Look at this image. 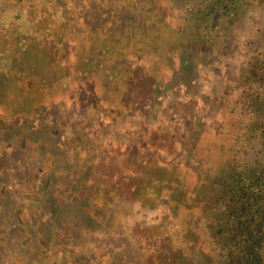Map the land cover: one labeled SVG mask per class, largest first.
<instances>
[{
	"label": "rangeland",
	"instance_id": "374dc122",
	"mask_svg": "<svg viewBox=\"0 0 264 264\" xmlns=\"http://www.w3.org/2000/svg\"><path fill=\"white\" fill-rule=\"evenodd\" d=\"M28 5L10 10L0 0L9 35L0 32V73L11 78L0 77V264H159L180 219L170 199H152L160 185L134 165L179 156L199 119V155L229 148L234 123L251 122L234 116L237 95L211 109L222 85L212 69L188 93L175 88L182 70L172 49L192 3L63 0L65 15L42 6L50 13L42 26ZM132 176L135 198L127 183L116 189Z\"/></svg>",
	"mask_w": 264,
	"mask_h": 264
},
{
	"label": "flooded vegetation",
	"instance_id": "af4514ba",
	"mask_svg": "<svg viewBox=\"0 0 264 264\" xmlns=\"http://www.w3.org/2000/svg\"><path fill=\"white\" fill-rule=\"evenodd\" d=\"M3 1L9 6L7 9L14 10L19 7L17 4L20 0ZM27 2L31 4L28 5ZM60 2L63 0H53L51 3L43 1L34 3V0H24V6L28 5L27 8L31 9L33 4L34 10L40 17L38 25L42 26L45 25L49 12L60 9L65 15L67 8L60 6ZM53 4L57 5V8L44 13L43 8H49L48 6ZM64 18L67 19L65 16ZM71 24L74 26L73 23ZM49 26L52 28V24ZM0 32L3 37H9L1 30ZM100 52L102 55L107 53L104 50ZM83 64L88 69L92 66V62L90 65L86 62ZM182 68L179 75L174 76V79L178 77L177 85L174 84V86L180 90L186 87L188 93L192 78L190 71L185 67ZM0 77L4 81L11 79L1 73ZM225 96L228 98L232 95ZM223 97L224 95H220V100ZM236 99V107L233 108L234 116L237 117L235 113H238V117L245 120L246 115L248 117L246 120H252L251 111L241 108L239 99ZM216 100L218 98L215 97L213 102H207L211 105V109L216 106L217 110L219 104L223 102ZM247 111L248 115L245 114ZM201 121L202 119H199L196 128L192 131L194 139L191 137L189 146H185L176 157L179 158L177 164L173 166L168 162L167 165H170L171 169L167 167L166 169H150L154 177L150 173L149 185L158 186L159 184L161 188L160 194L152 199L161 197L170 199L175 208L174 217L180 219L177 220L179 221L177 230L174 227L172 231L167 229L168 240L161 244L164 253L159 257V264H264V173L262 172L264 155L262 156L261 153L264 149V140L254 138L253 125L234 123L236 130L229 134L232 138V146L228 148L220 145L217 153L214 149L216 146L211 144L202 150V155H199L196 149L200 143L201 133L206 127V125H200ZM214 152L217 160L212 164L210 161ZM182 154L183 159L180 158ZM220 156L222 160L221 158L219 160ZM166 171L171 173L170 179L164 181L163 178L161 183L155 182L156 175L164 174ZM184 171L190 172L188 176L193 186L190 187L184 181ZM178 176L180 179H177ZM164 191L165 198L162 196ZM157 231H159L158 228L151 230L153 234ZM175 239L182 241V244L175 247Z\"/></svg>",
	"mask_w": 264,
	"mask_h": 264
},
{
	"label": "trees",
	"instance_id": "16d2710c",
	"mask_svg": "<svg viewBox=\"0 0 264 264\" xmlns=\"http://www.w3.org/2000/svg\"><path fill=\"white\" fill-rule=\"evenodd\" d=\"M188 2L192 3V7L186 9L184 27L176 32L180 41L177 49H172L173 54L179 55L180 69L182 66L187 68L191 78H196L201 69H212L222 84L220 93L217 91L215 95H224L221 101L226 99L225 95H237L239 106L251 111L252 120L249 124L254 127V138L263 141L264 0ZM249 29L250 32L247 31ZM261 153L263 156L264 149ZM178 160L173 157L168 162L174 166ZM151 161L155 169H166L162 164H168L162 160ZM154 167L149 162L140 161L134 165L133 173L137 170L146 172ZM149 173L154 177L151 170ZM164 174L155 182L165 178ZM133 176L127 179L128 182L122 180L116 183V189L118 186L123 188V183H127V188L132 191L130 194L135 198L139 184Z\"/></svg>",
	"mask_w": 264,
	"mask_h": 264
}]
</instances>
